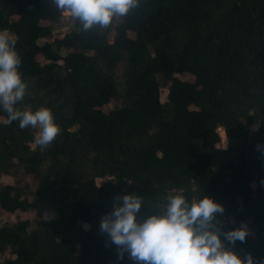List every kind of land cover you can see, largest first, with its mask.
Wrapping results in <instances>:
<instances>
[{"label": "trees", "instance_id": "obj_1", "mask_svg": "<svg viewBox=\"0 0 264 264\" xmlns=\"http://www.w3.org/2000/svg\"><path fill=\"white\" fill-rule=\"evenodd\" d=\"M63 13L55 0H0V29L16 39L27 83L17 107H48L60 127L49 146L33 147L37 129L6 123L0 109V177L16 175L0 186V208L47 202L60 212L35 226L0 221V251L14 255L0 264H134L117 258L101 216L117 194L143 195L144 213L174 189L222 203L225 228L252 226L234 248L264 259V0H140L106 27L84 31L75 18L41 41ZM160 75L171 80L167 102Z\"/></svg>", "mask_w": 264, "mask_h": 264}, {"label": "clouds", "instance_id": "obj_2", "mask_svg": "<svg viewBox=\"0 0 264 264\" xmlns=\"http://www.w3.org/2000/svg\"><path fill=\"white\" fill-rule=\"evenodd\" d=\"M140 0H55L58 9L79 21L84 31L106 27L117 17H124L139 6ZM13 35L0 31V109L7 113L8 124L18 121L21 129H38L34 143L49 146L60 132L48 107H17L26 93L27 83L19 66L22 58ZM259 124L253 125L258 130ZM227 135V133H226ZM264 153V145L257 144ZM264 184V178L261 179ZM143 195L126 192L114 197L110 211L101 216L99 229L116 245L117 258L129 257L134 264H264L252 253L236 251L249 229L241 224L225 228L224 205L203 195L189 199L182 193L166 198L162 206L141 212ZM88 227V225H85Z\"/></svg>", "mask_w": 264, "mask_h": 264}, {"label": "rangeland", "instance_id": "obj_3", "mask_svg": "<svg viewBox=\"0 0 264 264\" xmlns=\"http://www.w3.org/2000/svg\"><path fill=\"white\" fill-rule=\"evenodd\" d=\"M74 19L73 17H71V15L69 13H67L66 11H64L62 17L60 18L59 21H57L56 23H54V32L51 35V37L49 38H45V39H41V41H54L56 38L62 37L65 33L69 32L71 29H73L74 27ZM42 23L47 24L48 21H42ZM3 32L9 33L6 30H1ZM11 34V33H9ZM132 36H135V34L133 32L130 33ZM12 35V34H11ZM14 37V36H13ZM124 65L121 64L116 68V75L117 78L120 82L123 81L122 78V70H123ZM179 78L183 79V80H190L193 81L194 80V76L190 73H183V74H178L177 75ZM160 82H161V99L163 102H167L168 101V91H169V86L171 84V80H168L166 78H164L162 75L159 76ZM105 109L108 110V107L105 106ZM252 114V120L249 124V127L251 129H253V125L259 124L260 126V118L259 115L257 114L256 110H253L251 112ZM226 131L224 129L220 130V135H221V141L218 145L222 146V147H227L230 143V138L228 137V135H226ZM38 134V129L36 131V135ZM32 146H36L35 143H32ZM19 175V173L17 174ZM15 177L16 175L14 174H3L0 177V186L6 183H13L15 181ZM113 177H107L104 179L99 178L97 180L98 183H102L104 181H112ZM31 183H32V187L35 188V180L31 177ZM130 184L129 181H126V187ZM195 188V186H193ZM254 187H256V184H254ZM183 189H174V190H170L167 192V194L165 196H158L157 200L154 202V204H157L159 206L163 205V202L166 200V198L170 195H173L177 192L182 191ZM32 198V196L30 197ZM1 210V215H0V221L1 223L4 224H11L15 221H17L18 219H28L31 222V226H35V221L37 219H51V218H56L60 215V212L58 210V207L54 204L51 203H47V202H42L39 204V206H37L36 208H30L27 211H16V212H7L5 210H3L2 208H0ZM88 225V224H85ZM247 226V228L249 229L250 232H252L253 234H255V230L252 226H250L249 224H244ZM89 227V225H88ZM86 227V228H88ZM75 243H77L75 241ZM241 254H243V251L240 252ZM14 257V255L12 254L11 248L10 247H5V249L0 251V262L4 261V259L6 258H12Z\"/></svg>", "mask_w": 264, "mask_h": 264}]
</instances>
